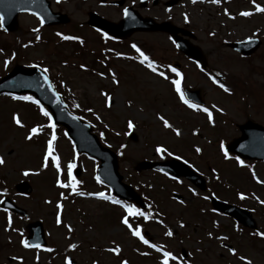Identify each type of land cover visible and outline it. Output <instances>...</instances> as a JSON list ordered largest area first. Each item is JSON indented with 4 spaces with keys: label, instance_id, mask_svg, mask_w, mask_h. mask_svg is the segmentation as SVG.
<instances>
[{
    "label": "rangeland",
    "instance_id": "374dc122",
    "mask_svg": "<svg viewBox=\"0 0 264 264\" xmlns=\"http://www.w3.org/2000/svg\"><path fill=\"white\" fill-rule=\"evenodd\" d=\"M53 6L69 14L70 22L50 28L35 16L22 14L15 31L0 29V78L15 64L48 69L46 74L69 108L89 122L101 143L116 153L123 181L140 193L152 217L138 223L135 215L126 211L128 204L109 197L110 188L96 179L98 161L78 154L64 130L50 127L42 106L34 100L0 95V158L4 161L0 164V201L9 196L28 212L21 218L0 208V264H68L70 259L76 264H161L164 251L178 258L176 264H264V238L256 234L264 232V163H240L228 152L225 156L224 148L240 134L237 124L250 119L264 126V13H255L250 6H235V18L221 20L211 6L184 10L195 43L207 59V71L203 72L177 54L163 34L137 33L121 41L105 38L87 24V13L95 11L117 21V7L108 6L107 0H67L62 6ZM247 10L251 15H240ZM255 33L263 45L247 58L221 42L224 36L243 40ZM64 36L77 39L65 40ZM137 49L148 55L146 63L134 54ZM149 62L164 75L152 71ZM176 63L180 67L173 72L170 67ZM176 80L182 88L199 90L204 105L189 107L176 90ZM221 83L229 91L225 92ZM204 108L211 113V120ZM33 127L38 133L26 139ZM53 135L59 172L51 157L47 167H42L47 141ZM158 146L165 151L157 153ZM170 158L185 161L201 174L206 190L200 192L184 178L137 170L144 160ZM69 163L74 165L75 191L57 184L58 178L69 183ZM74 170L79 171L77 175ZM25 171L29 175L25 176ZM22 180L32 186L29 195L14 190ZM173 193L181 195V202ZM210 194L249 209L258 229L251 232L232 218L215 213L205 199ZM124 217L133 230L139 224L141 233L147 232L142 235L148 245L132 235L122 223ZM34 220L43 225L46 245L25 248L21 243L27 234L24 226ZM168 231L172 236L166 235ZM152 244L160 251L149 246ZM117 246L118 253L109 251Z\"/></svg>",
    "mask_w": 264,
    "mask_h": 264
},
{
    "label": "water",
    "instance_id": "95a60500",
    "mask_svg": "<svg viewBox=\"0 0 264 264\" xmlns=\"http://www.w3.org/2000/svg\"><path fill=\"white\" fill-rule=\"evenodd\" d=\"M23 11L36 14L40 20H43L42 24L44 25L68 22L66 14L51 11L47 0H0L1 26L6 31L15 30L17 27V15L19 12ZM89 17L90 25L117 38H123L135 30H162L169 32L174 37L178 48L182 52L193 60L198 61L202 66L205 64L200 49L191 44L188 40L178 36L176 34L178 29L167 22L156 23L151 19H139L131 15L120 23L107 21L93 13L90 14ZM258 44L259 41L257 39H249L244 42L231 43V46L246 56L252 53ZM44 76L45 73L37 67H24L17 64L8 74L0 79V93H30L34 95L40 102L48 107L55 122L66 128L68 135L73 140L79 152L87 153L100 160L98 176L103 182L112 187L113 193L121 198L141 203L139 195L133 188L122 182V176L118 172L115 153L109 148L101 145L97 136L91 132V127L88 123L82 121L67 109L59 95L57 97V93L52 87L49 79L48 85H51V88L44 84ZM185 93L189 99L202 102L199 97V91L187 89ZM239 129L241 135L227 144L228 151L243 158L260 159L264 161V128L248 120L239 125ZM140 165L141 169H160L175 177L184 176L200 189H205V181L203 178L195 173L187 164L177 159L161 162L143 161ZM16 189L22 193L31 192V187L27 182L18 183ZM210 200L214 209L234 216L244 225H249L250 227L255 226L251 221V216L248 211L224 203L215 197H211ZM2 206L14 212L26 214L24 209L16 206L8 198L3 200ZM27 229L29 231L27 236V241L29 243L45 244L43 229L40 222L36 221L28 224Z\"/></svg>",
    "mask_w": 264,
    "mask_h": 264
},
{
    "label": "snow or ice",
    "instance_id": "6c2138e0",
    "mask_svg": "<svg viewBox=\"0 0 264 264\" xmlns=\"http://www.w3.org/2000/svg\"><path fill=\"white\" fill-rule=\"evenodd\" d=\"M193 2H195V0H193ZM212 2H213V3H219L220 0H212ZM253 3H255V0H253ZM255 10L258 11V12H264V7H261L259 4H256V5H255ZM124 14H125V15H128V11H127V9L124 10ZM240 15H242V16H249V15H251V13L248 12V11H243V12L240 13ZM41 23H43V20H41ZM58 35H60V34L58 33ZM37 39H39V37H37ZM63 39H65V40H72V39H77V37L64 36ZM133 47H135V45H133ZM137 51L139 52L140 50L137 49ZM140 55H141V57H142V61H141L142 63H143L144 61H148V57H147L146 55H144L143 52H141ZM6 63H7V62H6ZM81 67H83V65H81ZM148 67L151 68L152 71H154V72L156 71V68L153 66V64H152L151 62L148 63ZM171 70H172L173 72H176V69H175V68H172ZM43 72L45 73V76H44V84H45V85H48V77H47V75H46V73L48 72V69H46V68L43 69ZM159 74H160L161 76L164 75L163 72H160ZM177 75H179V73H177ZM213 82L215 83L216 80L214 79ZM173 83L177 86V87H176L177 92H180V87H179V83H180V82H179L178 80H176V81H173ZM41 86H44V85H41ZM219 86H220L222 89H224L225 92L229 91V90L225 87L224 84L221 83ZM48 87L51 88V85H48ZM56 95H57V97H58V94H56ZM14 98H15V97H14ZM18 99H23V100H33V97H31V96H24V97H19ZM109 99H110V98H109ZM181 99L184 100V102H185L186 104H188L189 107H192V108H198V107H199L198 105H195V104H191V103H189V101L186 100V99L184 98L183 93H181ZM34 102H35L36 104H39V103H40L39 100H35ZM40 110H41V112L43 113L44 116L49 117V119L51 120V117H50L48 111L44 110L43 107H41ZM203 111L208 112V114H209V119L211 120V113L209 112V110H208L207 108H204ZM161 119L163 120V117H161ZM13 120L15 121V123H16L17 125H20V124H21L20 119H19L17 116H15V115L13 116ZM163 123H164V126H165V127H169V128L171 127V125L168 123L167 120H163ZM50 127H54V125H51V124H50ZM128 127H129L130 129L133 127V125H132L131 122L128 123ZM173 131H175L177 135L180 134L178 130L173 129ZM37 133H38V128H37V127H33V128H31V129H30V134H29L28 137H26V139H31L32 136L35 135V134H37ZM54 140H55V135H53L52 138L49 139V140L47 141V151H46L45 156H44V163L42 164V167H47V164H48V161H49V157H51V162H52V164L56 167L57 172H59V171H60L59 158L53 154V151H54V149H53V141H54ZM221 148H223V145H221ZM163 151H165V149H163V148H161V147H159V146L156 148V152H157V153H161V152H163ZM196 151L199 152L200 149L197 148ZM169 155H171V153H169ZM225 156H227V152H225ZM3 163H4L3 159L0 158V164H3ZM240 163H243V162L240 161ZM73 167H74V165H73L72 163H69L68 166H67V168H68V175H69V183H67V184H63V183H61V181H60L59 178H58V179H57V184H59L61 187H71V188L75 191V185H76L77 182H76V181L74 180V178L72 177V168H73ZM24 175H25V176L29 175V172H28V171H25V172H24ZM81 195H83V193H81ZM89 195H92V194H89ZM95 195H98V196L104 197V193H96ZM207 198H208V197H205V199H207ZM243 198H244V197H243V194H241V199H243ZM116 202L119 203V201H116ZM261 203H264V201H262ZM57 208H58V209L61 208V205H60V204H57ZM126 211H127L130 215H144V213H141L138 209H135V208H134L133 206H131V205L126 206ZM5 212H7V209H5ZM145 219H147V216H145ZM60 222H61V221H60V215H59V213H58V214H57V223H60ZM122 223H123L125 226H127L130 230H132V235H133V236H137V237H139L140 240H141L144 244H146V245L149 244V240L146 239L143 235H141V230H140L139 227H136V228L133 230L132 225L129 223V220H128L127 217H124V218L122 219ZM172 234H173V233H172L171 231H168V232L166 233V235H168V236H172ZM256 234L259 235V236L264 237V232H258V233H256ZM21 243L24 245L25 248H29V247H36V248H39V247H40L39 244L32 245V244H30L27 240H22ZM149 246H150V247H153V248H156L157 251H160V248L157 247V246L154 245V244L149 245ZM69 247H75V245H69ZM47 250H48V251H52V249H47ZM109 251H112V252H116V253H118V252L120 251V249H119V247L117 246V247H114V248L109 249ZM228 251H229V252H232V253H235V249H233V248H229ZM177 259H178V258H177L176 256H174L171 252L164 251V252H163V259H162V261H161V264H169V261H170V260H177ZM241 260H244V257H241ZM121 264H126V262H123V261H122ZM248 264H250V262H248Z\"/></svg>",
    "mask_w": 264,
    "mask_h": 264
},
{
    "label": "flooded vegetation",
    "instance_id": "af4514ba",
    "mask_svg": "<svg viewBox=\"0 0 264 264\" xmlns=\"http://www.w3.org/2000/svg\"><path fill=\"white\" fill-rule=\"evenodd\" d=\"M51 5L53 6H62V4L66 3L67 0H50ZM72 0H70V3ZM108 6L117 7L118 11V19H122L124 17V10L129 9L132 13L140 15L144 18H152L156 21H171L177 26L188 28V21H186L184 10L187 9V6H202L203 7H213L215 10V15L218 12V17L222 20H231L232 16H235V12L233 14V10H235V6H255L259 4L260 6H264V0H220L219 3H213L212 0H107ZM218 8V11H217ZM220 9V15H219ZM58 10H60L58 8ZM233 16V17H234ZM142 32H135L132 35ZM150 34H163L169 37L166 33L161 32H145ZM230 35V34H228ZM226 38V36H224ZM231 40V38H226ZM226 42V41H225ZM224 42V43H225ZM223 43V44H224ZM230 50V49H229Z\"/></svg>",
    "mask_w": 264,
    "mask_h": 264
}]
</instances>
